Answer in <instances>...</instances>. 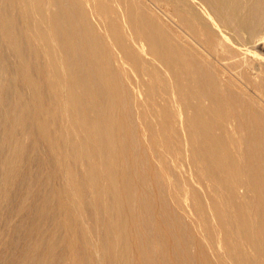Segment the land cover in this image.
Instances as JSON below:
<instances>
[{
  "label": "bare ground",
  "instance_id": "bare-ground-1",
  "mask_svg": "<svg viewBox=\"0 0 264 264\" xmlns=\"http://www.w3.org/2000/svg\"><path fill=\"white\" fill-rule=\"evenodd\" d=\"M11 56L0 263L264 264V0H0Z\"/></svg>",
  "mask_w": 264,
  "mask_h": 264
},
{
  "label": "rangeland",
  "instance_id": "rangeland-1",
  "mask_svg": "<svg viewBox=\"0 0 264 264\" xmlns=\"http://www.w3.org/2000/svg\"><path fill=\"white\" fill-rule=\"evenodd\" d=\"M9 58H11V59H9ZM9 58H8V59H9L10 61H9L8 59H7V60H8V61H7V60H5V59H3V58H2V60H0V66H3V67L1 68V71H0V77L2 78V81H3L4 78H6V76H5V75H6V68H7V67H6V64H8V67H10V65L13 64V68L17 66V65L15 64V62L13 63L14 58H13L12 56L9 57ZM12 59H13V60H12ZM6 61H7V63H5ZM11 61H12V62H11ZM1 62H2V63H1ZM9 62H11V63H9ZM4 64H5V65H4ZM14 65H15V66H14ZM4 67H6V68H4ZM11 67H12V65H11ZM2 69H3V70H2ZM4 71H5V74H4ZM1 73L3 74V76L1 75ZM3 77H4V78H3ZM0 81H1V79H0ZM0 94H2V93H0ZM2 129H3V127H2V128L0 127V136H1V137H0V152H1V153H0V156H1V157H0V161H1V159H2V156H4V155L6 154V151H7V148H6L7 145H5L4 142H3ZM5 149H6V150H5ZM3 150H4V151H3ZM40 151H41V152H40ZM2 154H3V155H2ZM38 154H39V156L41 155V156H40L41 158H45V155H44L45 153H44L43 150H39V153H38ZM0 170H1V168H0ZM43 171L45 172V170H43ZM42 181H43V178H42ZM39 185H40L39 183H37V184L35 185L36 189H37V187H39ZM9 204H10V203H6V202H3V203L1 204V207H2V208L0 209V211H1V210H2V211H1L0 214H1L2 216L5 215V214L7 213ZM3 205H4V207H3ZM9 207H10V206H9ZM9 212H10V211H9ZM4 213H5V214H4ZM17 217H18V216H17ZM17 217H16L15 215H11V218H10L11 222H12V223L18 222V218H19L20 216H19L18 218H17ZM48 225H49V221H48V220H45V221L42 220V221L39 222V226H40V229H41V230H45V229L48 227ZM8 228H9V227H8ZM8 228H7V229H8ZM10 228H11V227H10ZM10 228L7 230V231H8V235H7V231H6L5 235L3 236V239L5 238L3 241H4L5 243H8V242H9V244H10V241H11V240L9 241V239L12 238L11 235H10V232L12 231V229H10ZM4 232H5V231H4ZM11 233H12V232H11ZM20 233H21V235H20ZM20 233H19L20 246L23 247V245L27 243V241L29 240V238H28V234L26 235V231H25V230L22 229V231H21ZM25 236H26L28 239H27ZM20 237H21V238H20ZM24 238H26V239L24 240ZM19 239H18V242H19ZM7 241H8V242H7ZM9 244H8V245H9ZM21 244H22V245H21ZM4 245H5V244H4ZM8 245L6 244L5 246L8 247ZM18 246H19V243H18ZM20 246H19V247H20ZM24 246H25V245H24ZM6 247H4V248H5V249H3L4 251L2 250V252H1V254H2V253L4 254V256H1V257H4L3 259H4L5 261H4L3 263H0V264H5V262L7 263L8 260L11 261V259H12V258H11V254H12V253H11V250H9V249L6 248ZM6 249L9 251V254H8V252H7ZM5 252H6V253H5ZM7 259H8V260H7Z\"/></svg>",
  "mask_w": 264,
  "mask_h": 264
}]
</instances>
